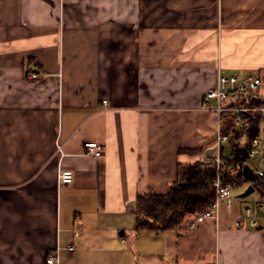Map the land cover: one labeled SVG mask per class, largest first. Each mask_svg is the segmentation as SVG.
<instances>
[{
	"label": "crops",
	"instance_id": "0c3cea01",
	"mask_svg": "<svg viewBox=\"0 0 264 264\" xmlns=\"http://www.w3.org/2000/svg\"><path fill=\"white\" fill-rule=\"evenodd\" d=\"M220 74L264 95V0H0V264H264L239 195L136 229L139 194L218 155Z\"/></svg>",
	"mask_w": 264,
	"mask_h": 264
},
{
	"label": "trees",
	"instance_id": "16d2710c",
	"mask_svg": "<svg viewBox=\"0 0 264 264\" xmlns=\"http://www.w3.org/2000/svg\"><path fill=\"white\" fill-rule=\"evenodd\" d=\"M236 105L260 107L264 105V95L259 94L245 99L240 97ZM247 119L241 128L235 123L236 112H228L223 124V131L230 133L229 140L222 146V157L227 160L223 168V182L231 187L243 186L253 181L243 172L247 163L251 139L262 134L260 122L264 112L260 110L243 112ZM191 153L199 148L187 149ZM217 176L214 158L197 160L191 163L179 179L170 184L165 193H143L136 198V229L166 230L177 229L191 215L199 214L210 209L215 199L213 182ZM264 194V184H255ZM247 187V186H246Z\"/></svg>",
	"mask_w": 264,
	"mask_h": 264
},
{
	"label": "built area",
	"instance_id": "2783aa9c",
	"mask_svg": "<svg viewBox=\"0 0 264 264\" xmlns=\"http://www.w3.org/2000/svg\"><path fill=\"white\" fill-rule=\"evenodd\" d=\"M32 77H36L37 73L32 72ZM262 82L261 78L251 74L240 76L238 74H220L217 84L208 90L204 96L202 106L205 109L213 110L218 115V133L217 144L219 153L216 156L217 160V176L213 182L215 188V199L211 204L210 209L205 212L195 214V221L192 226L199 222H203L209 217H218L222 204H226L228 208L233 205V192L231 186L223 182V168L227 166V160L222 157V144L230 138V133L223 131V124L228 112H236L235 123L243 129L244 122L247 119L246 113L249 111L260 110L264 112V105L260 107L246 106L243 104H233L240 97L250 99L251 97L261 94ZM215 103L212 105L211 101ZM261 135L251 139V147L246 165L264 184V116L260 122ZM87 152L101 155L103 152L102 146L97 141H89L85 143ZM74 180V172L72 169H63L59 173V181L63 184H69ZM254 183V182H253ZM258 183V184H259ZM247 219L254 228L264 227V201L258 203L255 207L246 206L243 214H240L236 220L238 225ZM73 249V246H69ZM49 264H55L57 258L55 256L47 259Z\"/></svg>",
	"mask_w": 264,
	"mask_h": 264
},
{
	"label": "rangeland",
	"instance_id": "374dc122",
	"mask_svg": "<svg viewBox=\"0 0 264 264\" xmlns=\"http://www.w3.org/2000/svg\"><path fill=\"white\" fill-rule=\"evenodd\" d=\"M213 101L214 100H212V102ZM210 157H212V156H208L204 160H208ZM212 158H214V161H215V164H216V169H217L216 157H212ZM248 185H249V182H246V183H244L243 186L231 187L232 192H233V200L234 201L239 199L238 195L240 193H242L246 189V186H248ZM263 198H264V194L262 193V190L259 187H257L252 193H250L246 197L240 198V199H242L244 203H247L249 205H252V207H255V203L257 201H259V200H263Z\"/></svg>",
	"mask_w": 264,
	"mask_h": 264
},
{
	"label": "water",
	"instance_id": "95a60500",
	"mask_svg": "<svg viewBox=\"0 0 264 264\" xmlns=\"http://www.w3.org/2000/svg\"><path fill=\"white\" fill-rule=\"evenodd\" d=\"M243 172L255 183H259V178L251 171L248 165L243 166ZM255 189L254 184H250L242 193L239 194L240 197L244 198L250 193H252Z\"/></svg>",
	"mask_w": 264,
	"mask_h": 264
}]
</instances>
